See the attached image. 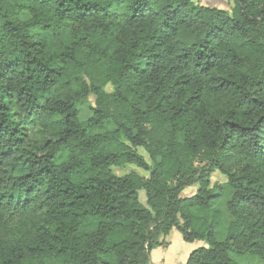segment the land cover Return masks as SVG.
<instances>
[{
    "label": "clouds",
    "instance_id": "obj_1",
    "mask_svg": "<svg viewBox=\"0 0 264 264\" xmlns=\"http://www.w3.org/2000/svg\"><path fill=\"white\" fill-rule=\"evenodd\" d=\"M202 2L189 0L183 24L191 27H181V20L177 19L174 31L162 28L160 22L169 0H159L155 6L161 15L137 24L135 31L122 22L121 28L110 32L94 30V23L100 21L91 20L69 23L71 34L58 36L53 59L54 66L64 69L63 75L55 88L43 92V96L52 97V102L45 106L41 119L24 125L29 137L24 148L36 152L45 141H53L43 152L54 153L56 179L45 178L38 192L29 196L27 209L15 201L9 204L0 200V264H4L3 257L13 264H68L69 256L77 264H92L93 260L98 264L100 248H108L102 259L110 264H152L146 239L163 240L169 233L178 234L188 245L175 264H264V212L240 200L253 191L252 185L264 184V162L257 161L225 124L237 118V101L245 94H253L252 82L264 78V16L250 13L241 0H228L229 10L223 14L233 17L231 23H245L248 35L236 32L224 46L211 42L209 56L197 61L190 40L194 37L203 43L201 37L217 18V11H205ZM18 9V0H0V20L15 19ZM196 11H200V17H195ZM245 17L254 22L247 23ZM193 18L204 22L192 23ZM20 20H27L29 25L33 20L53 23L54 28L63 25L58 20L41 18L37 12L21 15ZM25 33L26 39L43 42L50 36L49 32H41L39 25L30 27V31L21 27L18 33H11L6 24H0V48L16 54L12 49H19V37ZM101 37L109 41L106 46L98 43ZM137 40L140 43L133 48ZM249 44L262 53L255 62L237 51L241 45ZM149 50L158 52L163 59L149 66ZM189 50L190 55L185 58ZM212 51L220 58H212ZM140 52L145 55L138 60ZM209 60L214 67L202 72ZM197 63L200 68L195 66ZM129 64L138 70L126 72ZM226 80L235 83L226 84ZM92 84L96 91L91 90ZM96 109L101 111L97 113ZM13 110L21 113V120L26 116L19 106ZM73 111L76 114L69 115ZM83 129L87 131L80 135ZM114 153H130L133 159L113 162ZM92 156L109 157L108 167L93 163L85 167L92 162ZM65 168L70 171L64 172ZM97 168L103 173L120 169L124 176L134 179L133 187L144 189L147 194V211L135 218V228L130 227L132 217L127 226L122 223L118 239L106 242L103 238L97 246H89L87 236L66 247L60 233L55 234L59 239L54 240L49 231L50 219L63 212L58 207L60 197H48L58 191L62 186L59 182L65 177L96 174ZM217 173L224 179L213 181ZM7 176L0 169V180L5 182L0 184V192L16 190L7 183ZM31 183L28 181L25 187ZM161 183L163 191L158 194ZM186 187L190 189L187 193L183 191ZM20 192L23 194V189ZM74 227L78 229L79 225ZM132 241L137 243L130 248ZM113 243L119 247L113 249ZM62 247L67 249L63 256L59 251ZM145 253H149L148 259H144Z\"/></svg>",
    "mask_w": 264,
    "mask_h": 264
},
{
    "label": "trees",
    "instance_id": "obj_2",
    "mask_svg": "<svg viewBox=\"0 0 264 264\" xmlns=\"http://www.w3.org/2000/svg\"><path fill=\"white\" fill-rule=\"evenodd\" d=\"M18 2L19 9L15 19H3L0 20V24H6L11 33H18L21 27L30 31V27H36L37 25L40 26L41 32L50 33L46 42L39 39H26V33L22 34L19 37V49H12L13 53L16 54L0 48V169L8 174L7 183L11 185V188L16 189L15 191L0 192V200H6L9 204L15 201L18 205L20 204L24 209H27L31 203L29 196L33 192H38L39 186L43 185L45 178L52 176L53 180L56 179L54 153L43 152L44 149L53 144V141H45L36 152H33L31 148H24L29 138L24 125L27 123L35 124L41 119L45 106L52 102V97L43 96V92L55 88L63 75L64 69H61L59 65L54 66L55 61L53 59L57 55L56 40L58 36L62 38L64 35L71 34L72 29L68 28L69 23L83 24L91 20L100 21L94 23V30L103 29L104 32H110L121 28L120 22H122L123 25H127L129 30L135 31L137 24L158 18L161 13L157 11L155 6L159 4V0H18ZM241 3L245 4L250 13L264 16V7H261V5H264V0H251V3H247V0H241ZM188 4L189 0H169V3L165 5L167 11L164 12V19L160 22L161 27L174 31V22L177 19L181 20V27H191L190 24H183V19L189 11ZM201 7L206 9L205 11H217V18L216 23L201 37L203 43L196 41L194 37L190 40V46L197 61L204 60L205 57L209 56L211 42L224 46L236 32H239L241 36L248 35L249 29L242 21L236 20L231 23L233 17L223 14L225 11ZM29 12H37L41 18H47L50 21L58 20L63 25L54 28L53 23L41 24L39 20H33L29 25L27 20H20L21 15H27ZM200 15V11L195 12V17H200ZM245 20L249 24L254 22L251 17H245ZM17 21L20 22L17 23ZM203 22L202 18L199 21L195 18L192 20V23ZM230 23V29L225 31V26ZM66 29L68 31L64 33ZM37 34L39 35V33ZM176 34L177 36L180 35L179 28H176ZM144 39L148 40L152 37H145ZM108 42L102 37L98 39L101 46H106ZM139 43L140 41L137 40L132 44V47H137ZM253 44H249L247 47L241 45L237 51H242L247 58L255 62L262 53ZM153 47L155 46L153 45ZM190 52L191 50H189V53H185V58L190 55ZM144 55V52H140L137 59L139 60ZM60 56L62 57L63 53H60ZM211 57L214 59L220 58L215 51L211 52ZM160 59H163V57L159 56L158 52L151 53L149 50V66L153 61ZM233 60L239 63L235 57H233ZM61 64H63L62 60ZM195 66L200 68L199 63ZM125 67L126 72L138 70L137 66L133 64ZM185 67H187V64H185ZM213 67L214 64L209 60L201 71L205 72ZM140 74L142 75L143 72L141 71ZM221 79L226 78L221 77ZM225 83L232 84L235 81L226 80ZM84 87L85 89L88 88L87 85H84ZM110 87L109 85V90ZM250 88L253 94H245L237 101V118L233 121H225V124L230 128L231 135L237 141H242L247 145L250 153L257 161L264 162V97L259 95L264 94V78L254 80ZM91 90H97L95 84L91 85ZM36 97L43 100L44 104H40ZM92 100L94 103V98ZM25 104H30V107L25 108ZM16 106L24 109L26 116L23 120L20 119L21 113L13 110ZM95 111L99 113L101 110L96 109ZM60 114L64 115L63 113ZM75 114V111L69 113L71 116ZM32 117H35V119H30ZM65 119L67 120L66 116ZM92 119L93 117H90V120ZM95 122L99 123V120ZM86 131L87 129H83L79 134L84 135ZM56 143L58 144L60 141H56ZM119 158L131 160L133 154H112L113 162ZM91 159L92 162L89 161L85 167H91L92 163L96 167H108L109 157L107 156L103 159L92 156ZM136 162H139L138 158ZM69 171L68 168L64 169V172ZM153 175L155 176V173ZM28 181H32V183L25 187ZM59 183L62 186L48 198L60 197L58 207L63 209V212L61 215L50 219L49 231L53 233L52 238L54 240L59 239L55 234L60 233L66 247L77 239L87 236H89V246H97L103 238L106 242L118 239L117 234L122 232V223L127 226L130 217H132L130 227L135 228V218L140 217L142 213L147 211V194L144 189L133 187L136 184L134 179L128 175L118 176L113 172V169L103 173L97 168L96 174L85 172L82 177H65ZM0 184H5V182L0 180ZM252 188L253 191L248 195L241 196L240 200L264 212V184L252 185ZM20 189H23V194H21ZM186 189L187 187L183 191ZM49 191H51V188ZM139 191L145 193L146 206H143L138 199ZM161 191H163L162 183L158 194ZM75 225H79V228H75ZM77 233H79V236H77ZM134 235H139V233H134ZM97 237H100V239H97ZM141 239H145V237H141ZM136 243V241H132L129 247H135ZM146 243L149 252L161 245L159 240L151 238L146 239ZM66 247L60 248L61 256L67 250ZM111 247L115 249L119 245L113 243ZM97 253L101 257L98 264H110L109 260L102 259L108 254V248H100ZM148 258L149 253H145L144 259ZM3 261L4 264H13V261L8 257H3ZM68 264H77V261L74 257L69 256ZM92 264H95V260L92 261ZM132 264H136V262L133 261Z\"/></svg>",
    "mask_w": 264,
    "mask_h": 264
},
{
    "label": "rangeland",
    "instance_id": "obj_3",
    "mask_svg": "<svg viewBox=\"0 0 264 264\" xmlns=\"http://www.w3.org/2000/svg\"><path fill=\"white\" fill-rule=\"evenodd\" d=\"M201 6L203 7H210V8H216L218 10H223V11H227L228 9V0H203ZM27 16V15H24ZM90 100L93 103L92 98H90ZM90 119V118H89ZM113 172L118 175H124L120 169H115L113 170ZM213 181H219V180H223L224 177L222 175H220L219 173L215 174L212 177ZM189 188H187L184 192L187 193L189 192ZM138 199L140 201L141 204H143V206H146V196L144 191H139L138 192ZM167 240H169V242L171 243V247L168 250V253L165 255V257L162 256H158L156 255V253H152L151 254V261L152 264H175V260L179 257H181L183 255V253L185 252L186 248L188 247V245L186 247H181L179 244L180 242H183V240L180 239L178 234H169V237L167 238ZM161 243V245L159 247H167V244L165 243L164 239L159 241ZM184 243V242H183ZM179 245V246H178ZM161 259H163L161 261Z\"/></svg>",
    "mask_w": 264,
    "mask_h": 264
},
{
    "label": "crops",
    "instance_id": "obj_4",
    "mask_svg": "<svg viewBox=\"0 0 264 264\" xmlns=\"http://www.w3.org/2000/svg\"><path fill=\"white\" fill-rule=\"evenodd\" d=\"M170 234V233H169ZM169 234L166 236V238L164 239V241H165V243L167 244V247H156V248H154L151 252H150V258H151V254L152 253H156V255H157V257L160 255V256H162V255H164L163 257H165V255L168 253V250H169V248L171 247V243L169 242V240H167V238L169 237ZM160 241V240H159ZM179 244H180V246L181 247H186L187 246V244H185V243H183V242H180L179 241ZM179 246V245H178ZM163 259H161V261H162ZM164 261V260H163ZM152 262V261H151Z\"/></svg>",
    "mask_w": 264,
    "mask_h": 264
}]
</instances>
